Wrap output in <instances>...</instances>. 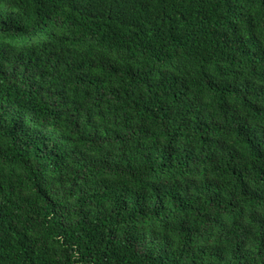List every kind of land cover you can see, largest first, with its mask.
Masks as SVG:
<instances>
[{
	"label": "trees",
	"instance_id": "obj_1",
	"mask_svg": "<svg viewBox=\"0 0 264 264\" xmlns=\"http://www.w3.org/2000/svg\"><path fill=\"white\" fill-rule=\"evenodd\" d=\"M0 264H264V0H0Z\"/></svg>",
	"mask_w": 264,
	"mask_h": 264
}]
</instances>
